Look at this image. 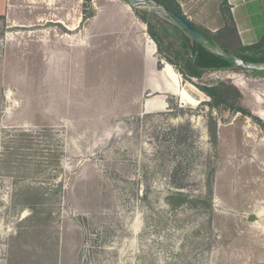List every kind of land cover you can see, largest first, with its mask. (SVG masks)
<instances>
[{
	"label": "rangeland",
	"instance_id": "rangeland-1",
	"mask_svg": "<svg viewBox=\"0 0 264 264\" xmlns=\"http://www.w3.org/2000/svg\"><path fill=\"white\" fill-rule=\"evenodd\" d=\"M69 1L74 17L103 3ZM145 1L136 8L182 66V32ZM32 6L15 0L9 22L0 18V264H264V80L209 72L181 78L191 101L149 95L153 66L132 49L115 57L113 32L85 35L84 72L59 44L42 77L25 80L14 56ZM218 80L235 82L262 124L200 104L208 99L193 84Z\"/></svg>",
	"mask_w": 264,
	"mask_h": 264
},
{
	"label": "crops",
	"instance_id": "crops-1",
	"mask_svg": "<svg viewBox=\"0 0 264 264\" xmlns=\"http://www.w3.org/2000/svg\"><path fill=\"white\" fill-rule=\"evenodd\" d=\"M13 2L15 0H9L5 6L7 10H4L2 14L0 13L4 17L6 15L8 22L11 17ZM175 2L190 22L213 34L225 28V14H230L235 26V34L231 41H235L237 45L251 46L264 38V0H175ZM32 5L34 10L30 12L33 15L32 18H28L34 19V22L29 20L30 23L19 27L22 35L25 36H23V42H18L17 55L14 56L17 64L20 65V78L25 80L29 77L41 78L40 64L45 63L46 58H51V55L46 54L45 56L44 54L51 52L50 48L55 47L52 57L57 59L59 44L60 46L64 45L61 55L65 62L68 64L69 60L72 66L75 61L76 68H81V71L84 72L85 35L89 36L87 41L97 42L101 40L102 34L113 32L115 33L113 37L115 57L127 56V53L132 49L133 53L137 54L135 56L137 57V59L135 58L136 61L142 62L145 69L148 70L153 66L146 74V77L153 81L150 84H143V92L167 99L168 96L178 98V95L181 96L182 91L178 92L181 88V76L171 65L159 59L155 43L148 34L146 36L145 33H142L143 23L135 16L133 6L128 5L123 0H103V3H99L94 10L92 17L86 23H82L83 3L81 4L82 10L76 17H74L72 1L69 0H32ZM24 14L25 18L31 15L30 13ZM134 29L137 31L134 38L130 39L127 36L123 38L124 32L135 33ZM74 32H80L81 37L79 39L74 38ZM125 47L128 48L127 52H125ZM50 62L52 61L50 60ZM159 63L161 64L160 69H158ZM80 65L82 66L80 67ZM52 72H54L52 69H48L46 73L51 75ZM217 72H225L228 74L226 77L229 78L231 77L230 74L235 75L237 71ZM242 75L250 79L264 80L263 76L245 73ZM232 84L235 85V82ZM238 90L243 96L244 93L239 88ZM22 92L26 94L27 88L23 87ZM147 100L144 101L143 111H153L149 108L151 104H148L149 101ZM241 105L252 111L246 104L244 96ZM167 107V101H163L160 109L164 110ZM3 126L0 121V130ZM20 127L25 128L27 124L24 123Z\"/></svg>",
	"mask_w": 264,
	"mask_h": 264
},
{
	"label": "trees",
	"instance_id": "trees-1",
	"mask_svg": "<svg viewBox=\"0 0 264 264\" xmlns=\"http://www.w3.org/2000/svg\"><path fill=\"white\" fill-rule=\"evenodd\" d=\"M91 0H84L85 3H89ZM155 3L162 5L165 9L169 10L173 14H177L183 17L189 22L195 29H197L203 36L204 42L207 48H204L197 42H195L179 25H176V29L182 32V43L177 51L174 52V57L183 63L182 66H177L175 60H171L168 56L170 48H162L161 39L157 33V30L150 23L148 15L145 12L139 11L136 7H132L134 14L143 24L146 25L147 34L151 40L155 43L158 55L165 60L166 63L171 65L175 71L185 81L190 82L191 79L201 80L206 73L217 71H239L245 74L253 76H263L264 72H254L241 69L235 65L234 61L224 59L214 53H218L224 56H234L241 59L248 66L260 67L264 65V38L251 46L237 45L235 48L230 47V41L235 34V26L230 14H225V28L219 30L216 33L200 29L190 22L182 13L180 6L175 0H152ZM91 15H87L83 12L82 22H86ZM1 19L4 16L0 15ZM214 53H212V52ZM161 68V64H158V69ZM197 90H199L207 99L206 102H201L211 111L217 112L229 111L233 114H241L247 118H250L258 125L262 124L261 120L252 115L249 110L241 105L242 95L240 91L232 84H227L224 81L218 80L213 84L201 85L193 84ZM217 126V125H216ZM215 127V124H214ZM212 132L211 138L215 144H217V132ZM3 155L0 156V168L2 169Z\"/></svg>",
	"mask_w": 264,
	"mask_h": 264
},
{
	"label": "water",
	"instance_id": "water-1",
	"mask_svg": "<svg viewBox=\"0 0 264 264\" xmlns=\"http://www.w3.org/2000/svg\"><path fill=\"white\" fill-rule=\"evenodd\" d=\"M123 1L125 3H127L128 5L133 6V7H141V6L147 5L145 0H123ZM150 5L157 7V8H160L169 19H171L173 22H175L177 25H179L195 42H197L198 44H200L204 48H207L201 33L197 29H195L189 22H187V20H185L183 17H181L177 14H173L172 12L165 9L162 5H160L158 3L153 2ZM210 52H212V51H210ZM212 53H214V52H212ZM214 54H216V55H218L224 59L234 61L235 65L241 69L251 70L254 72H264L263 67L248 66L241 59H239L237 57L224 56V55H221L218 53H214Z\"/></svg>",
	"mask_w": 264,
	"mask_h": 264
},
{
	"label": "bare ground",
	"instance_id": "bare-ground-1",
	"mask_svg": "<svg viewBox=\"0 0 264 264\" xmlns=\"http://www.w3.org/2000/svg\"><path fill=\"white\" fill-rule=\"evenodd\" d=\"M181 97L182 99L187 100V102L192 100L191 97L185 91H182Z\"/></svg>",
	"mask_w": 264,
	"mask_h": 264
}]
</instances>
